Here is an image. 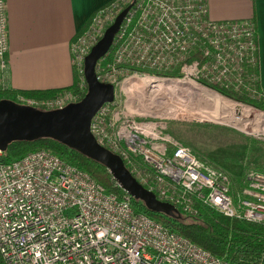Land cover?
Listing matches in <instances>:
<instances>
[{
	"label": "built area",
	"instance_id": "1",
	"mask_svg": "<svg viewBox=\"0 0 264 264\" xmlns=\"http://www.w3.org/2000/svg\"><path fill=\"white\" fill-rule=\"evenodd\" d=\"M126 7L110 49L95 66L97 81L113 87L114 99L91 117L90 135L119 157L140 186L183 215L194 217L202 206L264 229V172L248 171L231 193L228 176L193 156L167 133L165 122L139 117L115 97L124 81L150 79L189 82L221 98L207 85L258 99L251 20L212 21L206 0H112L69 45L78 90L39 101L16 95L12 102L41 111L78 102L84 57ZM7 51L0 0V91L9 90ZM171 72L177 76L156 75ZM129 199L105 193L52 152L37 150L9 162L0 152V264H230L133 213Z\"/></svg>",
	"mask_w": 264,
	"mask_h": 264
},
{
	"label": "crops",
	"instance_id": "2",
	"mask_svg": "<svg viewBox=\"0 0 264 264\" xmlns=\"http://www.w3.org/2000/svg\"><path fill=\"white\" fill-rule=\"evenodd\" d=\"M112 0H5L7 89L45 91L72 85L69 45L95 11ZM215 22L251 20L264 95V0H206Z\"/></svg>",
	"mask_w": 264,
	"mask_h": 264
},
{
	"label": "rangeland",
	"instance_id": "3",
	"mask_svg": "<svg viewBox=\"0 0 264 264\" xmlns=\"http://www.w3.org/2000/svg\"><path fill=\"white\" fill-rule=\"evenodd\" d=\"M124 82L116 89V102L127 107L131 103L132 111L139 117L165 122L167 133L193 156L228 176L231 193L239 189L248 171L264 172V112L249 107L258 114L247 113L249 109L242 107L245 110L231 113L227 104L218 105L185 91H179L177 99L172 91L166 94L160 89L154 94L141 84ZM224 99L229 104H240ZM138 106L171 109L180 117L173 118L168 112L156 109L152 114L142 112L144 110H136Z\"/></svg>",
	"mask_w": 264,
	"mask_h": 264
},
{
	"label": "water",
	"instance_id": "4",
	"mask_svg": "<svg viewBox=\"0 0 264 264\" xmlns=\"http://www.w3.org/2000/svg\"><path fill=\"white\" fill-rule=\"evenodd\" d=\"M128 8L116 15L84 57L82 76L86 90L78 102L58 110L41 111L10 100H0V152L3 153L7 145L15 141L54 140L103 166L116 186L130 199L140 202L147 211L175 218L178 211L172 205L158 201L151 192L140 186L124 168L119 157L99 147L89 133L91 117L100 106L114 99L113 87L97 81L95 66L110 49Z\"/></svg>",
	"mask_w": 264,
	"mask_h": 264
},
{
	"label": "trees",
	"instance_id": "5",
	"mask_svg": "<svg viewBox=\"0 0 264 264\" xmlns=\"http://www.w3.org/2000/svg\"><path fill=\"white\" fill-rule=\"evenodd\" d=\"M255 72L257 74L256 86L261 92L256 68ZM156 75L177 76V73L171 72ZM77 87L78 80L73 77L72 85L63 89L0 91V100L14 101L16 95H20L26 99L47 100L52 99L63 91L76 92L78 90ZM207 88L229 100L264 111V95L262 92L258 99L251 100L245 96L230 94L215 86L207 85ZM85 90L86 87L83 81V89L78 97L79 100L84 95ZM37 150L52 152L60 159H64L67 163L85 172L95 183L103 188L105 193L111 194L116 198L124 196V193L116 186L110 174L103 166L82 157L54 140L40 138L31 142H11L7 145L2 155L4 160L9 162ZM129 206L133 213L146 216L165 227L169 232L188 240L214 258L224 260L230 264H264V229L260 225L226 218L202 206L197 207V214L194 217H188L178 212V217L175 218L151 213L140 202L132 199H129Z\"/></svg>",
	"mask_w": 264,
	"mask_h": 264
},
{
	"label": "bare ground",
	"instance_id": "6",
	"mask_svg": "<svg viewBox=\"0 0 264 264\" xmlns=\"http://www.w3.org/2000/svg\"><path fill=\"white\" fill-rule=\"evenodd\" d=\"M133 84H135V85L136 84H141L145 88H150V90H153L154 94H156V92L158 93L159 92L158 90H160V89L165 91V93L167 92L166 94H169V91L170 92L172 91L176 95L177 99H178V94L180 93L179 91H183V92L185 91V93L190 94V96L194 95L195 97H197L199 99H208L210 102L218 103V105H220V104H225L226 105L227 104L231 108V113H234V112H236V113L238 112L239 113V111L245 110L241 106H237V105H235L233 103L229 104L230 102H228L225 99L221 98L220 96L214 94L213 92L208 91L206 89H203L201 87H198V86H196V85H194L192 83H189V82H182V83H169V82H162V81L154 82V81H151L150 79H147V80H144L143 83H134L133 82ZM158 85H160V86L158 87ZM128 108L130 110H134V108H133L131 103L128 104ZM139 109L140 110H144L142 112H145V111L147 112L148 111V113H151V114L156 112L157 110H161V111H164L165 114L168 112L167 114L170 117H173V118L180 117L177 111L175 112L174 110L166 109V108H157L155 106H151V107L138 106V107H136V110H139ZM155 109H156V111H154ZM248 111L249 112H247V113L252 112L251 110H248ZM252 113H255V112H252ZM255 114H258V113H255Z\"/></svg>",
	"mask_w": 264,
	"mask_h": 264
}]
</instances>
